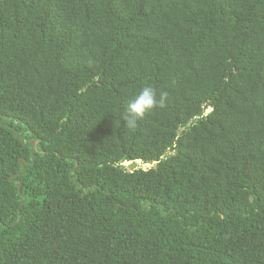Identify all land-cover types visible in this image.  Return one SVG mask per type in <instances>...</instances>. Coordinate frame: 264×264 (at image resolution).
<instances>
[{
	"label": "trees",
	"instance_id": "1",
	"mask_svg": "<svg viewBox=\"0 0 264 264\" xmlns=\"http://www.w3.org/2000/svg\"><path fill=\"white\" fill-rule=\"evenodd\" d=\"M0 264H264V0H0Z\"/></svg>",
	"mask_w": 264,
	"mask_h": 264
},
{
	"label": "clouds",
	"instance_id": "2",
	"mask_svg": "<svg viewBox=\"0 0 264 264\" xmlns=\"http://www.w3.org/2000/svg\"><path fill=\"white\" fill-rule=\"evenodd\" d=\"M166 98V92L159 91L151 84L145 85L134 94L124 109L122 118L126 122V127L135 128L145 114L163 106Z\"/></svg>",
	"mask_w": 264,
	"mask_h": 264
},
{
	"label": "rangeland",
	"instance_id": "3",
	"mask_svg": "<svg viewBox=\"0 0 264 264\" xmlns=\"http://www.w3.org/2000/svg\"><path fill=\"white\" fill-rule=\"evenodd\" d=\"M124 166H125L127 169H137V168L141 167L142 165H141L140 162H137L136 166H135L134 164H132V163H125ZM147 167H149V166H147ZM147 167H146V168H147Z\"/></svg>",
	"mask_w": 264,
	"mask_h": 264
},
{
	"label": "water",
	"instance_id": "4",
	"mask_svg": "<svg viewBox=\"0 0 264 264\" xmlns=\"http://www.w3.org/2000/svg\"><path fill=\"white\" fill-rule=\"evenodd\" d=\"M20 189H21V187H20ZM20 189H19V190H20Z\"/></svg>",
	"mask_w": 264,
	"mask_h": 264
}]
</instances>
